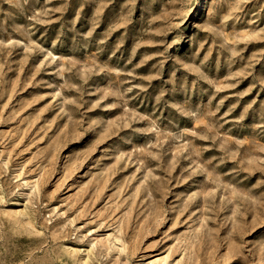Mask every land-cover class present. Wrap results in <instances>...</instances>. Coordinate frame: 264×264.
<instances>
[{
    "label": "rangeland",
    "instance_id": "374dc122",
    "mask_svg": "<svg viewBox=\"0 0 264 264\" xmlns=\"http://www.w3.org/2000/svg\"><path fill=\"white\" fill-rule=\"evenodd\" d=\"M0 264H264V0H0Z\"/></svg>",
    "mask_w": 264,
    "mask_h": 264
}]
</instances>
